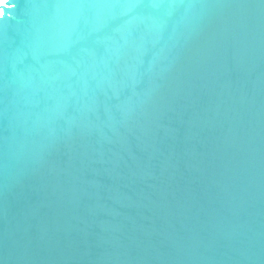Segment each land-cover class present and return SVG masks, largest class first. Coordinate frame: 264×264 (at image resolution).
Instances as JSON below:
<instances>
[{"label":"water","instance_id":"1","mask_svg":"<svg viewBox=\"0 0 264 264\" xmlns=\"http://www.w3.org/2000/svg\"><path fill=\"white\" fill-rule=\"evenodd\" d=\"M0 11V264H264V0Z\"/></svg>","mask_w":264,"mask_h":264},{"label":"bare ground","instance_id":"2","mask_svg":"<svg viewBox=\"0 0 264 264\" xmlns=\"http://www.w3.org/2000/svg\"><path fill=\"white\" fill-rule=\"evenodd\" d=\"M0 16H1V11H0Z\"/></svg>","mask_w":264,"mask_h":264},{"label":"clouds","instance_id":"3","mask_svg":"<svg viewBox=\"0 0 264 264\" xmlns=\"http://www.w3.org/2000/svg\"><path fill=\"white\" fill-rule=\"evenodd\" d=\"M0 19H2V18H0Z\"/></svg>","mask_w":264,"mask_h":264}]
</instances>
